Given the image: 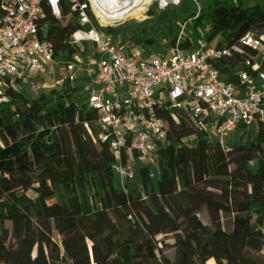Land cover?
I'll return each mask as SVG.
<instances>
[{
    "label": "trees",
    "instance_id": "obj_1",
    "mask_svg": "<svg viewBox=\"0 0 264 264\" xmlns=\"http://www.w3.org/2000/svg\"><path fill=\"white\" fill-rule=\"evenodd\" d=\"M248 1L203 0L195 7L185 0L158 12L154 26L163 27L171 49L189 47L176 44L183 23L194 18L193 26H209L210 38L220 37L229 51L215 66L238 84L244 60L264 71V55L239 42L248 32L264 35V0L257 9ZM43 21L55 56L70 55L62 27ZM16 86L0 106V219L13 225L10 232L0 228V264H264V120L255 125L257 141L233 137L223 150L185 109L165 105L157 117L169 129L157 149L155 178L142 166L141 190L131 184L119 191L110 139L99 141L95 113L71 98L80 89L26 99ZM136 159L125 141L118 163ZM182 194L199 201L206 222L200 209L189 213ZM53 195L58 200L49 201ZM165 240L173 244L171 259L160 250Z\"/></svg>",
    "mask_w": 264,
    "mask_h": 264
},
{
    "label": "built area",
    "instance_id": "obj_2",
    "mask_svg": "<svg viewBox=\"0 0 264 264\" xmlns=\"http://www.w3.org/2000/svg\"><path fill=\"white\" fill-rule=\"evenodd\" d=\"M183 1L119 0L107 11L108 0H0V106L14 83L43 75L55 90L77 87L103 131L99 141L110 139L112 173L125 180L134 177L130 166L118 163L125 141L155 178L157 149L169 129L157 117L165 105L185 109L199 131L227 150L236 133L264 120V71L258 65L244 60L239 83L226 81L215 64L229 51L214 44L209 26H193L194 18L180 25L176 39V44L188 41L187 49L153 53L146 60H134L107 32L126 21H142L151 7L160 12ZM190 1L198 7L203 0ZM45 17L62 27L64 42L73 48L70 55L55 56L44 38ZM239 42L263 57L264 35L248 32Z\"/></svg>",
    "mask_w": 264,
    "mask_h": 264
},
{
    "label": "rangeland",
    "instance_id": "obj_3",
    "mask_svg": "<svg viewBox=\"0 0 264 264\" xmlns=\"http://www.w3.org/2000/svg\"><path fill=\"white\" fill-rule=\"evenodd\" d=\"M261 4L260 0H249L248 5L251 8L257 9ZM148 10L154 13L153 16L146 15V18L139 22H130V24L120 25L113 27L112 30H115L116 33L110 35L111 40L122 46L127 53L134 59V60H146L148 57L153 53H161L166 56L170 51L171 48L169 46V40L165 36V32L161 25L154 26V17L158 14V11L154 9V7L149 8ZM136 28H135V27ZM154 39V45H146L145 41ZM221 38L217 37L215 39L216 45L221 42ZM86 46V45H84ZM66 59L64 58L63 61ZM58 70V69H57ZM34 78V77H33ZM52 79L48 78L46 75H43L38 78H34L32 81H27L15 87L16 91H18L21 95H23L26 99H36L40 94H49L54 88L52 86ZM74 102L84 103V95L80 91L76 93L74 96L71 97ZM234 139L239 140L240 143H246L250 140L257 141L256 137V127L247 129L244 133L234 136ZM187 143L191 144V140H188ZM260 163H264V157H260ZM144 161L142 159H136L133 161L131 165H129L134 172V177L130 180L121 179L120 183L124 187H127L131 184H135L141 190L139 184V177H138V170L144 165ZM113 177V181L116 186L117 185V176L113 173L111 174ZM153 188H155V182H153ZM32 196L31 193H29ZM185 199L189 201L191 204V210L189 213H194L195 211L200 209V214L204 221L206 222V215L205 212L201 209V204L199 201L192 197H188L185 194H182ZM49 201L58 200L57 195L50 196L48 198ZM0 228L6 229L7 231H11L13 229V225L11 222L2 221L0 219ZM160 250L162 255L168 259H171L173 256V244L171 240H165L163 243L160 244ZM150 255L155 256L156 252L152 249L149 251ZM264 256V250L262 252Z\"/></svg>",
    "mask_w": 264,
    "mask_h": 264
},
{
    "label": "bare ground",
    "instance_id": "obj_4",
    "mask_svg": "<svg viewBox=\"0 0 264 264\" xmlns=\"http://www.w3.org/2000/svg\"><path fill=\"white\" fill-rule=\"evenodd\" d=\"M118 2H119V0H108L109 5H108V6H105V9H106L107 11H109V10L112 11L111 7H112L113 5H117ZM129 22H131V21H126V22H124L122 25H125L126 23H129Z\"/></svg>",
    "mask_w": 264,
    "mask_h": 264
},
{
    "label": "crops",
    "instance_id": "obj_5",
    "mask_svg": "<svg viewBox=\"0 0 264 264\" xmlns=\"http://www.w3.org/2000/svg\"><path fill=\"white\" fill-rule=\"evenodd\" d=\"M121 179L117 177V185L116 188L119 190V191H123L124 190V186L122 185V183H120Z\"/></svg>",
    "mask_w": 264,
    "mask_h": 264
}]
</instances>
